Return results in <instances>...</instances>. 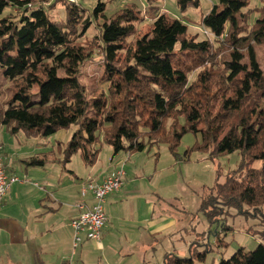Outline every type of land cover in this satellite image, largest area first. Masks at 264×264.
I'll return each instance as SVG.
<instances>
[{"label":"trees","instance_id":"16d2710c","mask_svg":"<svg viewBox=\"0 0 264 264\" xmlns=\"http://www.w3.org/2000/svg\"><path fill=\"white\" fill-rule=\"evenodd\" d=\"M216 1L202 25L230 45L232 52L227 63L230 89L213 114L206 112L208 77L200 76L199 88H187L189 71L183 60L184 55H211L213 46L207 40L189 39L188 25L180 18L156 15L149 31L126 49L124 41L135 35L139 13L127 8L108 16L106 6L99 3L93 14L103 19L100 40L109 94L90 99L80 79L81 67L93 58L77 41L79 26L85 32L90 27L81 10L69 6L66 20L56 22L34 0H0V68L13 88L0 109V124L10 134L22 132L29 138H49L78 125L64 151V161L81 153L90 165L104 144L115 154H127L166 143L179 158L177 149L184 135L201 134L202 144L193 151L211 152L212 147L217 157L239 152L242 169L248 168V173L241 180L229 177L223 183L217 174L214 187L203 190L200 213L213 225L218 208L263 206L264 73L254 43L264 44V6L249 31L244 25L249 21L246 9L250 0ZM200 5L199 0H178L181 12ZM10 8L16 13L4 15ZM124 50L127 57L121 65ZM179 108L184 125L179 120L166 128L165 121ZM143 129L154 144L144 141ZM165 129H172L171 136ZM256 162L261 163L260 168L253 167ZM45 163V159L33 157L27 165L42 167ZM163 262L196 264L195 258L175 253L166 254ZM219 264H264V244L251 252L239 249Z\"/></svg>","mask_w":264,"mask_h":264},{"label":"rangeland","instance_id":"374dc122","mask_svg":"<svg viewBox=\"0 0 264 264\" xmlns=\"http://www.w3.org/2000/svg\"><path fill=\"white\" fill-rule=\"evenodd\" d=\"M38 5L43 6L49 17L56 22H64L67 17V8L78 7L84 15V20L90 21L89 29L85 32L84 26H79V38L77 41L84 44L86 49L91 51L93 58L84 63L81 67V81L84 84L90 99L98 97L100 94H109V83L106 78L105 61L100 40V28L103 19L94 16V9L99 3L106 6V14L112 16L116 12H121L127 8L136 10L139 19L136 22V33L134 36L124 41V47L128 49L133 46L141 35L149 31L153 19L156 15L165 13L171 18H180L189 28L188 38L196 41L207 40L213 46L211 55L183 56L185 64L188 66V86L199 88L198 82L202 75L208 77L207 91L209 98L206 112L218 111L222 97L230 89L228 77L230 75L227 63L230 60L232 48L222 39H216L213 34L202 25V18L207 15L217 3L216 0H199V8H190L181 12L178 7V0H34ZM264 6V0H250V6L246 9L249 21L246 26L249 31L254 26L257 18L260 17L259 9ZM15 14L13 9H7L4 15ZM1 18V17H0ZM83 31V33L81 32ZM248 31V32H249ZM248 34V33H247ZM257 60L264 73V44L254 43ZM246 54V49H242ZM126 50L120 53V58L124 64ZM0 109L4 103L10 99L13 93L12 85L5 81L0 68ZM185 109V108H184ZM182 109L173 112L171 118L165 121L166 128L171 124L184 125ZM110 126H106L109 128ZM105 128V129H106ZM79 126L73 125L69 130H61L49 138L28 139L24 133H20L16 138L27 140L28 142L45 143L51 140H61L69 144ZM168 136L172 129L168 132ZM143 139L152 145L153 139H148L146 129H143ZM6 137H8L6 135ZM10 138V137H8ZM70 139V140H69ZM12 140V146L16 149L17 139ZM38 140V141H37ZM68 141V142H67ZM202 144L201 134L187 133L181 139L177 152L178 157L172 155L170 146L166 143L159 146L147 147L144 154H137L141 158L147 173V184L154 187L158 195L167 201V225L174 222V226L167 229V242L157 248L153 255L149 254L147 261L151 264H164L165 254L175 253L181 257H193L196 264H219L222 259L231 258L239 249L251 252L258 245L264 244V205L260 207L244 206L241 210L221 207L216 209L219 216L214 219L211 225L207 217L200 213L202 203V193L204 189L214 187L217 174L220 182H225L227 178L241 180L247 173L248 168L242 169V155L239 152L233 154L214 155L212 147L203 152L194 150L197 145ZM102 160L106 161L110 147L103 145ZM149 150V152H148ZM242 162V163H241ZM254 168H260L261 163L256 162ZM80 168L78 169V172ZM80 173V172H79ZM162 202V201H161ZM172 206V208L169 205ZM160 205L158 204L157 207ZM177 230V235L172 236V232ZM206 259L201 262L198 256ZM104 259L102 252L97 250L92 252L87 259L90 264H98ZM78 263L79 257L74 259ZM112 261V260H110ZM149 264V263H147Z\"/></svg>","mask_w":264,"mask_h":264},{"label":"crops","instance_id":"0c3cea01","mask_svg":"<svg viewBox=\"0 0 264 264\" xmlns=\"http://www.w3.org/2000/svg\"><path fill=\"white\" fill-rule=\"evenodd\" d=\"M19 135L10 134L0 124V151L7 172L23 180L12 185L10 195L0 206V264H90L87 259L97 250L105 257L98 264H151L154 257L147 261L149 254L167 242V229L174 222L167 225V201L147 184L151 174L136 156L147 149L115 154L110 147L106 161L102 160V150L90 165L81 153L65 162L68 146L64 141L32 143L16 138ZM10 139H17L16 149ZM33 157L45 159V165L28 166ZM125 159L126 184L107 197L102 239H86L73 251L70 222L80 213V203H93L90 192L82 195L83 187L89 182H102ZM177 233L175 229L171 234ZM75 256L79 257L78 263Z\"/></svg>","mask_w":264,"mask_h":264},{"label":"built area","instance_id":"2783aa9c","mask_svg":"<svg viewBox=\"0 0 264 264\" xmlns=\"http://www.w3.org/2000/svg\"><path fill=\"white\" fill-rule=\"evenodd\" d=\"M125 163L126 159L102 182H89L87 186L83 187L82 195L85 196L90 192L93 196V203L90 206L83 202L80 203L78 205L80 213L70 222L73 231V251H76L86 239L94 242H99L102 239V232L107 222L106 200L110 194L125 186ZM22 181L19 176L8 174L4 157L0 151V206L10 195L12 185Z\"/></svg>","mask_w":264,"mask_h":264}]
</instances>
